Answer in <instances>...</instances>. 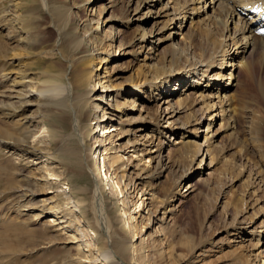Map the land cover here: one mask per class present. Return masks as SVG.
Masks as SVG:
<instances>
[{
  "label": "bare ground",
  "instance_id": "6f19581e",
  "mask_svg": "<svg viewBox=\"0 0 264 264\" xmlns=\"http://www.w3.org/2000/svg\"><path fill=\"white\" fill-rule=\"evenodd\" d=\"M0 5V145L29 168L19 173L20 210L56 236L69 233L68 264H154L166 223L194 191L190 178L219 160L224 183L241 185L235 202H222L233 211L226 225L234 242L253 239L244 264H264V157L254 120L230 92L264 62V35L254 32L264 0ZM213 21L217 35L196 45L199 22ZM238 115L249 137L236 134ZM226 131L237 142L218 146ZM184 165L159 196L161 176Z\"/></svg>",
  "mask_w": 264,
  "mask_h": 264
},
{
  "label": "rangeland",
  "instance_id": "374dc122",
  "mask_svg": "<svg viewBox=\"0 0 264 264\" xmlns=\"http://www.w3.org/2000/svg\"><path fill=\"white\" fill-rule=\"evenodd\" d=\"M194 14L195 12H192L191 16H194ZM236 15L234 18L237 19ZM211 24L215 28L199 22L193 40L196 41V45H199L202 41L205 43V41L217 35L220 25L214 21ZM179 38L180 36L177 37L176 41ZM178 44L180 47L183 46L182 43ZM251 50L250 48L248 51L251 52ZM6 65L4 64V67ZM126 72L122 69L118 75L123 74L125 76ZM236 72L237 69L234 73ZM238 74L242 76L241 72H238ZM259 84H261L260 91L263 94L258 91ZM230 92L236 93L235 103L237 105L235 104V106L238 111L240 113L249 112L250 117L254 120L253 135L256 139L258 138L255 139L258 143L257 148L260 155L262 154V157H264V62L260 65H253L251 75L243 76L239 84L232 87ZM243 118L244 115H238V120H236V131L238 130L236 134L238 135H242L241 131L244 129ZM219 122L220 120L216 122L212 129L217 128ZM226 133L228 132H221L218 135L215 142L218 146L237 142V139H234L235 142L233 139H229ZM242 136L249 137L250 135ZM188 139L196 138L188 136L186 140ZM198 140L201 142L203 137L199 136ZM252 150L255 153L254 148ZM233 151L236 153V149H232L226 152V156L228 158L233 157ZM164 152H167V148ZM14 159V154L0 145V264H68L69 251L62 244V240L63 236H67L69 233L66 232L62 236H56L50 230H47L43 224L44 221L31 220V212L20 210L23 209L20 205L26 200L20 196L17 189L21 179L19 173L21 171V173L27 172L29 168L15 163ZM263 164L260 168L264 170ZM185 167L186 165L179 166V168L171 167L166 178L164 175L161 176L159 188H163V190L161 189L158 192L159 196L163 195V186L176 175L185 172ZM223 171V164L219 160L211 167L205 168L204 172H198L190 178V184H192L194 191L184 199L185 201L181 203L168 224L166 223L167 240L162 243L159 254L155 253L153 255L155 256L154 264H244L247 262L248 244L250 245L253 239H251L250 234L243 233L240 235L241 239L234 242L233 238L237 237L230 234L233 233V226L227 227L226 225L232 219L233 211L229 208L230 214L228 215L222 210V202L233 203V201H236L237 195L232 194L239 192L241 185L238 180L230 186V181L224 183L226 177H224ZM261 175H264V171ZM223 189L227 190L225 199L222 198L221 202L217 204L215 200ZM258 204L264 207V196ZM245 211H247L245 215L252 212L251 208ZM156 226L154 225V227ZM262 235H264V229ZM188 243H199V246L189 253L187 251ZM261 247H264V242ZM126 264L131 263L127 262Z\"/></svg>",
  "mask_w": 264,
  "mask_h": 264
}]
</instances>
